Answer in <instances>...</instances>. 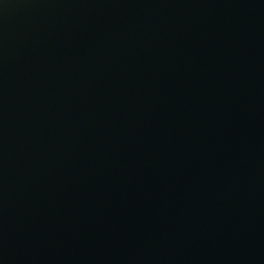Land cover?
I'll return each instance as SVG.
<instances>
[{
	"label": "water",
	"instance_id": "water-1",
	"mask_svg": "<svg viewBox=\"0 0 264 264\" xmlns=\"http://www.w3.org/2000/svg\"><path fill=\"white\" fill-rule=\"evenodd\" d=\"M0 264H264V0H0Z\"/></svg>",
	"mask_w": 264,
	"mask_h": 264
}]
</instances>
